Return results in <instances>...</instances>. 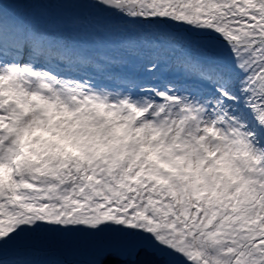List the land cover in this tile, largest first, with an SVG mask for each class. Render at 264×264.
Segmentation results:
<instances>
[{
	"label": "snow or ice",
	"instance_id": "obj_1",
	"mask_svg": "<svg viewBox=\"0 0 264 264\" xmlns=\"http://www.w3.org/2000/svg\"><path fill=\"white\" fill-rule=\"evenodd\" d=\"M97 236L264 264V0H0V264Z\"/></svg>",
	"mask_w": 264,
	"mask_h": 264
},
{
	"label": "rangeland",
	"instance_id": "obj_2",
	"mask_svg": "<svg viewBox=\"0 0 264 264\" xmlns=\"http://www.w3.org/2000/svg\"><path fill=\"white\" fill-rule=\"evenodd\" d=\"M110 243H118L112 237L109 236H97L91 239H85L76 242L72 245V248L75 252L74 259L81 262V264H87V261L90 259V255L94 248Z\"/></svg>",
	"mask_w": 264,
	"mask_h": 264
}]
</instances>
